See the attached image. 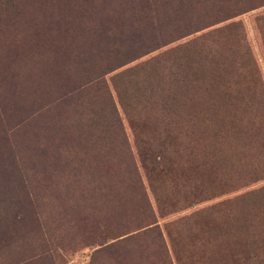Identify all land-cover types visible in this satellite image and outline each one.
<instances>
[{
	"label": "rangeland",
	"instance_id": "obj_1",
	"mask_svg": "<svg viewBox=\"0 0 264 264\" xmlns=\"http://www.w3.org/2000/svg\"><path fill=\"white\" fill-rule=\"evenodd\" d=\"M105 81L170 264H264V7L152 52ZM44 127L40 140L50 142L49 151L78 147L64 118ZM16 143L11 153L32 178L31 146ZM81 196L68 200L34 187L35 208L27 211L33 223L18 226L0 200L8 225L0 264H161L146 236L105 250L118 233L141 234L135 203L109 201L107 221L96 230ZM85 197L86 205L104 202Z\"/></svg>",
	"mask_w": 264,
	"mask_h": 264
},
{
	"label": "trees",
	"instance_id": "obj_2",
	"mask_svg": "<svg viewBox=\"0 0 264 264\" xmlns=\"http://www.w3.org/2000/svg\"><path fill=\"white\" fill-rule=\"evenodd\" d=\"M263 7L264 0H0V200L14 210L13 225L33 223L27 211L35 208L30 194L37 186L68 200L82 195V209L97 219L96 230L107 221L103 208L109 201L129 198L140 209L135 221L142 226L135 230L141 234L118 233L105 250L146 236L159 262L170 264L105 76ZM63 118L75 129L78 147L49 151L50 142L40 140L44 125ZM18 140L31 146L32 178L11 153ZM90 194L104 202L86 205ZM125 207L116 208L122 219ZM114 222L119 227L120 221ZM6 226L7 217L0 219V248ZM89 234L96 237L94 229Z\"/></svg>",
	"mask_w": 264,
	"mask_h": 264
},
{
	"label": "crops",
	"instance_id": "obj_3",
	"mask_svg": "<svg viewBox=\"0 0 264 264\" xmlns=\"http://www.w3.org/2000/svg\"><path fill=\"white\" fill-rule=\"evenodd\" d=\"M196 215V213H195ZM194 214L192 216H195ZM182 223H173V225H181Z\"/></svg>",
	"mask_w": 264,
	"mask_h": 264
}]
</instances>
